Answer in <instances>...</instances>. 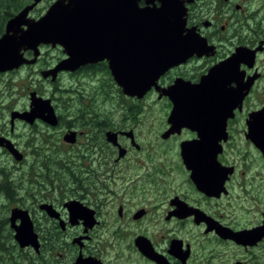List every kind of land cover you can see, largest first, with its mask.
Here are the masks:
<instances>
[{
  "label": "flooded vegetation",
  "instance_id": "obj_1",
  "mask_svg": "<svg viewBox=\"0 0 264 264\" xmlns=\"http://www.w3.org/2000/svg\"><path fill=\"white\" fill-rule=\"evenodd\" d=\"M42 1L31 17L54 0L31 15ZM110 2V16L122 21L125 1ZM130 2L139 9L166 4L165 18H184L181 60L144 93L125 86L126 77L127 85L136 83L138 66L120 61L119 53L44 77L43 71L68 57L58 43L40 44L33 63L0 71L35 68L51 83L50 96L31 87L27 107H6L8 129L6 118L0 121V137L22 154L17 160L0 146L6 154L0 156V230H7L16 251L31 255L21 259L5 248L9 264H249L264 244L263 237L249 245V229L264 218L263 200L253 193L264 158L249 139L250 115L264 106V0ZM120 28L99 29L107 41L111 35L118 42L112 43L115 52L127 49L116 37L125 33ZM49 49L56 53L46 56ZM23 56L33 58V50ZM31 91L50 100L55 124L11 121L12 111L29 110ZM222 91L230 93L226 103ZM182 98L189 109L181 115L192 118L172 119ZM15 124L28 127L23 140L14 134ZM249 200L258 204L251 220ZM15 209L27 213L37 250L15 239ZM243 233L245 242L237 241ZM6 239L0 233V245Z\"/></svg>",
  "mask_w": 264,
  "mask_h": 264
},
{
  "label": "water",
  "instance_id": "obj_2",
  "mask_svg": "<svg viewBox=\"0 0 264 264\" xmlns=\"http://www.w3.org/2000/svg\"><path fill=\"white\" fill-rule=\"evenodd\" d=\"M40 1L42 0H32L6 20L4 30L0 34L1 72L17 68L23 63L30 64L35 62L40 44L55 45L58 43L64 47V51L68 57L55 67L43 71L44 77L53 75L52 79H54L59 69H74L82 63L89 61L92 57H103L105 53H119L122 56L120 61H130L131 63L136 61L133 65L138 66H136V83L130 82L132 87L127 85L130 79L128 80L126 77L125 79L128 82H125V86L132 89L136 88L135 86L140 87L142 93H144L146 89L155 83V79L160 72L170 66L171 63H177L183 56V39L179 37V32L183 27L184 18L182 16H177L174 19L165 18L167 14L166 4L160 8L147 7L139 9L134 7L135 4L133 5L130 0H124L125 18L121 21L117 15L110 16L114 10V4L110 0H54L41 16L33 18L29 15V12ZM107 11H109V17L105 15ZM120 25L122 30H125V33L122 32L123 34H116V37L121 38L120 45H125L127 49L128 46L141 45L150 46L151 48L143 51H130L129 49L128 51L126 49L125 51L115 52V48H111L112 43L113 45H117L118 42L116 40H114L116 43L113 42L111 39L113 36L111 35L109 36L111 37L110 40L107 41V35L101 33L106 28L117 29ZM93 29L96 30L94 31ZM98 39L100 42H98ZM172 46L173 49H171ZM28 49L33 50V58L31 59L23 56V51ZM126 64L128 66L129 63ZM111 69L112 71L114 69L118 71V68L114 65ZM195 91L198 92L197 89ZM229 94L222 91L221 96L224 101L222 103L228 102ZM174 108L171 114L172 119L192 118L190 115H181L183 114L182 111L189 109L185 99L177 100ZM14 118L23 119L29 123L33 122L35 118H40L49 124L56 123L50 100L38 96L35 91L30 92L29 110L12 111L11 121ZM65 138L70 140L71 135L69 134ZM249 139L261 151L264 158V106L250 115ZM0 146L5 147L15 159L19 160L22 158L21 152L9 139L0 137ZM195 172L196 181H198V179L200 180V176L197 171ZM201 184L203 185V182ZM15 217L20 218V223L18 225H11L15 230L14 237L19 246L30 245L37 250L36 235L32 231L27 213L23 210L15 209L10 216L11 223ZM246 236L248 237L247 234L237 236V241L245 242ZM263 237L264 218L261 226L249 229V245L255 244Z\"/></svg>",
  "mask_w": 264,
  "mask_h": 264
},
{
  "label": "rangeland",
  "instance_id": "obj_3",
  "mask_svg": "<svg viewBox=\"0 0 264 264\" xmlns=\"http://www.w3.org/2000/svg\"><path fill=\"white\" fill-rule=\"evenodd\" d=\"M53 0H44L42 1L36 9L31 13L33 16L41 14L47 6L52 2ZM44 52V49H43ZM56 53L52 49L47 50L46 56L52 55ZM66 80L67 78H64ZM43 81V82H42ZM50 82L44 81L40 78L38 73L36 72L35 68L31 69L28 67H22L18 70L11 71V72H5V73H0V95L2 92H5V95L7 96L5 99L3 95L1 97L2 102L0 103V121H7V129L9 128V112L7 115H5V109L7 106H10L13 109H23L27 107L28 104V89L31 87H36L39 92H43L45 96H50ZM4 88L5 90L1 89ZM28 130V127H25L23 124H15L14 126V134L19 135L18 138L19 140H23V134H25ZM2 151H0V156H5ZM255 173L257 172L254 171ZM159 181H162V178L159 177ZM163 182L165 181V177H163ZM262 179V180H260ZM255 183L253 187V193H254V198H259L263 200L264 202V173H262L261 177H256L255 178ZM159 187H164L163 184H159ZM250 194V191H249ZM262 201L260 202L261 205H264ZM249 204H252V202L249 200ZM257 204V203H254ZM255 206L252 204L251 210H249V220L251 218L255 217V213L258 212V210L255 209ZM5 215V209H1L0 211V218L4 217ZM254 215V216H252ZM1 237L7 238L6 240H3V244L0 245V262L1 264H9L8 257L3 253L5 248H11L15 252V255L18 258H26V256H31L27 251H16L15 250V245L13 244L10 236L7 233V230L5 228H1L0 230ZM2 250V251H1ZM21 251V252H20ZM256 251V259L252 260L249 257V260L251 259L252 261L249 262V264H264V244L262 245L261 249L254 250ZM17 253V254H16ZM251 257H254L253 255Z\"/></svg>",
  "mask_w": 264,
  "mask_h": 264
},
{
  "label": "trees",
  "instance_id": "obj_4",
  "mask_svg": "<svg viewBox=\"0 0 264 264\" xmlns=\"http://www.w3.org/2000/svg\"><path fill=\"white\" fill-rule=\"evenodd\" d=\"M29 2L30 0H0V33L6 20Z\"/></svg>",
  "mask_w": 264,
  "mask_h": 264
}]
</instances>
